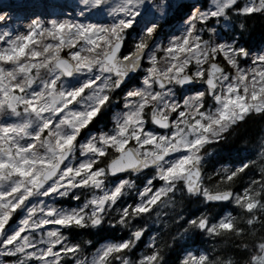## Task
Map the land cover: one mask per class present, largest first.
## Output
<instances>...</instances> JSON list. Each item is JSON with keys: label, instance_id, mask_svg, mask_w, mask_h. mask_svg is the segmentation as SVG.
Instances as JSON below:
<instances>
[{"label": "snow or ice", "instance_id": "6c2138e0", "mask_svg": "<svg viewBox=\"0 0 264 264\" xmlns=\"http://www.w3.org/2000/svg\"><path fill=\"white\" fill-rule=\"evenodd\" d=\"M174 3L169 0L160 23L147 0H92L109 22L44 20L34 13L26 31L0 30V261L127 264L143 243L136 264H157L166 233L157 231L145 242L152 230L144 228L146 217L172 236L192 228L210 237L242 234L231 214L210 220L178 213L169 217L176 225L171 232L160 211L170 198L234 204L248 224L264 223L258 211L264 208V170L242 193L232 185L247 174V162L215 168L216 191L202 182L204 167L212 164L209 147L228 150L225 137L234 126L257 115L264 119V54L251 58L231 36V42L218 36L213 43L209 29L225 15L264 14V0H209L206 10L188 5L182 30L171 27L168 12L186 5ZM4 8L26 12L28 4L0 3ZM133 74L138 84L124 92L113 126L92 135L89 129ZM121 173L149 176L133 204L115 208L118 223L109 230L125 236L106 238L99 247L90 238L70 240L66 232L89 237V223L120 202ZM65 197L76 205L59 206ZM85 245L95 248L90 260L81 259ZM172 250L184 253L176 264H207V250Z\"/></svg>", "mask_w": 264, "mask_h": 264}, {"label": "clouds", "instance_id": "9594fccd", "mask_svg": "<svg viewBox=\"0 0 264 264\" xmlns=\"http://www.w3.org/2000/svg\"><path fill=\"white\" fill-rule=\"evenodd\" d=\"M111 2V0H109ZM181 0H175L173 7L179 4ZM7 0H5V4ZM68 5L71 10L75 13L76 16L84 17L87 19L92 16H100L105 17L106 10L101 9L97 11L92 4V0H67ZM149 5L150 12H155L159 17L158 23L162 22L164 19L163 13L167 11V6L169 0H147ZM171 12H168V15H171ZM107 15V14H106ZM13 12L4 8L3 11H0V19H12ZM261 22L264 23V14L260 15ZM31 20V18H29ZM39 19V17H37ZM249 18L240 16L236 17L233 15H225L223 19L216 21V26H212L209 29V34L211 36V40L215 43L216 38L219 36L221 38V43H227L228 36H233L236 30H239L240 35L244 39L249 38L248 32V23ZM25 28L29 27V22L25 23ZM225 33L226 35H222L221 33ZM236 39H233V43L236 42ZM262 50L259 54H264V45L261 46ZM258 54L256 52H250V57L255 58ZM115 104V100L113 104ZM117 113L115 109L112 110V114L109 119H112V115ZM242 125L235 127L231 130L230 134L225 137V143L228 146H231L233 143V137L239 134V129ZM260 134H264V125H262L260 129ZM236 148L240 149L242 152H247L248 149L244 146V141L242 140L240 143L236 145ZM219 148L216 146L209 147L208 152L215 153ZM107 166V165H106ZM264 170V164L261 165V171ZM143 178L142 174H133L121 182L122 186H125V191L123 193L124 196H128L129 193L134 192L137 188V180ZM106 181L110 182L108 177H105ZM212 191H216L217 187L214 185L210 187ZM196 197L193 196L191 198H170L165 201L162 205L163 209L167 210V215L169 217H174L178 213H183L186 215V209L189 201L195 200ZM199 205H204L205 203H198ZM197 203L193 204L196 206ZM206 212L207 209H204ZM261 216H264V208L258 210ZM200 214H204L201 212ZM241 219L245 220V224L247 227H241L238 231H241V235H237L236 233H220L218 236L210 237L207 233L201 235V238L204 240L205 238H225L232 241V245L229 248L220 247L219 245L208 255L207 264H264V223H259V239L260 243L257 244L255 242L257 229L254 225H250L246 222V219L243 215H241ZM147 223L144 224L145 229L153 228L154 222L151 218H145ZM118 223L117 220V209H113L110 206V210L105 211L102 216L96 217V222L89 223L88 227L92 232H96L101 228H111L114 227ZM239 223V221H237ZM257 223V222H256ZM126 226L121 225V230H124ZM183 234H176L172 236L170 234H165V237H162L159 249L160 256L157 260V264H167V256L169 252L172 250V247L175 245L184 246L189 242L190 237L196 233V229L192 228L190 231L182 230ZM83 239L87 240V236H83ZM0 264H17L15 259L11 261H0ZM73 264H76V261H73ZM81 264H85V262H81ZM127 264H136V259L128 256Z\"/></svg>", "mask_w": 264, "mask_h": 264}, {"label": "trees", "instance_id": "16d2710c", "mask_svg": "<svg viewBox=\"0 0 264 264\" xmlns=\"http://www.w3.org/2000/svg\"><path fill=\"white\" fill-rule=\"evenodd\" d=\"M238 36L240 35L239 30L235 31ZM248 32H249V38L244 39L241 35L239 36V41H243V45L254 47V45L263 44L264 43V23L261 22V18L259 14H256V17L254 19H250L248 23ZM242 127L239 129V134L235 135L233 137V143L228 148V150H221L218 149L214 153V160H212L213 166L215 163L218 162H226V160L229 159L230 155L232 153L238 154L242 153V151L238 148H236V145L240 143L242 140L244 141L245 148L249 149L251 146H253L254 142L256 141L257 137L260 135V129L262 125H264V119L260 118L258 115L255 119H249L247 123L241 122ZM235 128V126H234ZM264 164V158L258 161L255 165L250 166L248 170H246L247 174L243 175L242 178L232 185V191L233 192H241L243 191V188L248 185L249 179L254 178L259 180L261 177V165ZM211 175L212 179H209V176ZM205 179V186H208L209 188L215 185L216 180L218 177L211 173L209 175L206 174ZM232 210V216H235L237 220L239 221L240 227H247L245 224V220L241 219V211L238 207H230ZM193 204H191V201L188 202L186 212L187 214L184 215L186 218H189L190 213L192 212ZM219 211L217 209L211 208V214L209 215V218L212 219L213 217H216L218 215ZM183 214V213H182ZM246 219V218H245ZM169 222L170 230L171 232H175L176 225L172 224L171 221ZM254 227L257 229L255 242L259 244L261 241L259 239V223H255ZM103 231L100 235L101 238H114L117 234V231H111L108 228H103ZM168 229H164L162 233H167ZM89 235V233H88ZM83 238V237H82ZM209 243H202L197 238L196 234L193 235L191 241L186 243L185 247H192L195 245H199L206 251V254H209L212 252L218 245L220 247L229 248L232 245V241L225 239V238H211L208 240ZM141 247L143 244H140ZM181 253H177L174 250H171L167 256V260L169 264H176L178 255L180 256Z\"/></svg>", "mask_w": 264, "mask_h": 264}, {"label": "rangeland", "instance_id": "374dc122", "mask_svg": "<svg viewBox=\"0 0 264 264\" xmlns=\"http://www.w3.org/2000/svg\"><path fill=\"white\" fill-rule=\"evenodd\" d=\"M33 1H36V0H33ZM48 1L49 2H48L47 6H49V5L50 6L47 8V11L49 13L50 19H58V20L70 19V20H76L77 22L83 21L84 23L109 22V18L106 14H105V17H103V18L100 16H92V17H88L87 19H85L84 17L76 16L75 13L71 10L70 6L68 5L67 0H48ZM202 1L203 0H181L180 3H185L187 5H195V7L196 6L198 7L199 6L198 4H202ZM4 2H5V0H0V3H4ZM11 2H14V0H11ZM205 2H206L205 3L206 6H205L204 10L207 9L209 0H205ZM244 2H245V0L242 2V5ZM64 3H65V6H64ZM189 11H190V8L188 7L186 12L181 13V11H180V13L178 14V12L176 11L174 15L171 14L170 15V16H172V19L170 21L171 27L174 29L182 30L183 21L185 19H187L186 13ZM34 13H35V16H39V18L42 19L40 14L38 12H36L33 8H31L30 4H28V11H26V12H21V11L13 12L12 19H7L6 23H4V25L0 26V30H10L13 33H20V32L26 31V28L24 27V25H25V23L30 22L29 18H31V19L36 18L33 15ZM67 17H69V18H67ZM211 26H216L215 20H214V22H212ZM167 30L168 29L166 28L165 31H167ZM178 34H179V31H177V35ZM259 52L260 51H258L256 53L259 54ZM249 63H250V61H249ZM119 111H117V112H119ZM112 126H113L112 123H109V125L107 126V130L109 128H111ZM103 127H104V125H101V126L97 125L96 131L93 132V130H91V129H89V131L92 135H98L99 131H101L103 129ZM81 139H83V137H81ZM262 150H264V135L260 139L259 145L257 147V151L261 152ZM137 198H138V196H137ZM64 199H66L70 203H75V204L77 203V201L72 200L70 197H65ZM83 200H84V196L82 195L80 202H83ZM13 259H15V258H13ZM90 259H91V257H90ZM69 264H73V261L69 260Z\"/></svg>", "mask_w": 264, "mask_h": 264}]
</instances>
